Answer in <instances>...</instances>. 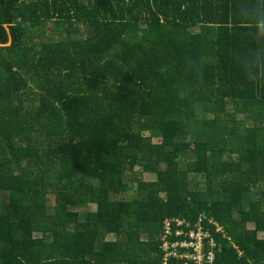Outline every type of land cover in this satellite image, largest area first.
I'll use <instances>...</instances> for the list:
<instances>
[{
	"label": "trees",
	"instance_id": "obj_1",
	"mask_svg": "<svg viewBox=\"0 0 264 264\" xmlns=\"http://www.w3.org/2000/svg\"><path fill=\"white\" fill-rule=\"evenodd\" d=\"M1 193L0 264H264V0H0Z\"/></svg>",
	"mask_w": 264,
	"mask_h": 264
},
{
	"label": "built area",
	"instance_id": "obj_2",
	"mask_svg": "<svg viewBox=\"0 0 264 264\" xmlns=\"http://www.w3.org/2000/svg\"><path fill=\"white\" fill-rule=\"evenodd\" d=\"M226 239L230 241L224 226L206 213L193 221L167 218L159 235L161 264H215ZM231 243L240 256L241 251Z\"/></svg>",
	"mask_w": 264,
	"mask_h": 264
},
{
	"label": "rangeland",
	"instance_id": "obj_3",
	"mask_svg": "<svg viewBox=\"0 0 264 264\" xmlns=\"http://www.w3.org/2000/svg\"><path fill=\"white\" fill-rule=\"evenodd\" d=\"M47 35L51 36L50 38L53 39V40L57 39L56 32L47 33ZM211 118H212V117H211ZM195 136H197V135H194V133H193V135L191 136L192 139H194ZM191 178H192L193 180H195V181H198V182L200 183V185H204V184H205V183H204V178L201 177V176H195V175H192ZM144 179H145V180H152L153 178H152V176H149V175L146 174V175L144 176ZM133 196H136V188H135V187H133L132 189L128 190L127 192L121 193L118 197L121 198V199H125V198H130V197H133ZM3 198H4V196H3V194L1 193V194H0V200H2ZM83 212H84V211H82V213H83ZM248 228H251V226L249 225ZM109 238H110V237H109Z\"/></svg>",
	"mask_w": 264,
	"mask_h": 264
}]
</instances>
